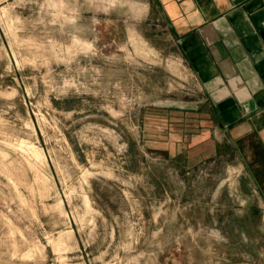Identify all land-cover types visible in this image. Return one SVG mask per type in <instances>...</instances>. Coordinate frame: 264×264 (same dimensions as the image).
Listing matches in <instances>:
<instances>
[{
    "label": "rangeland",
    "instance_id": "1",
    "mask_svg": "<svg viewBox=\"0 0 264 264\" xmlns=\"http://www.w3.org/2000/svg\"><path fill=\"white\" fill-rule=\"evenodd\" d=\"M142 2L0 0V264H264L240 98Z\"/></svg>",
    "mask_w": 264,
    "mask_h": 264
},
{
    "label": "crops",
    "instance_id": "2",
    "mask_svg": "<svg viewBox=\"0 0 264 264\" xmlns=\"http://www.w3.org/2000/svg\"><path fill=\"white\" fill-rule=\"evenodd\" d=\"M164 38L190 49L216 90L240 98L241 158L264 192V0H143ZM234 135V136H235Z\"/></svg>",
    "mask_w": 264,
    "mask_h": 264
}]
</instances>
